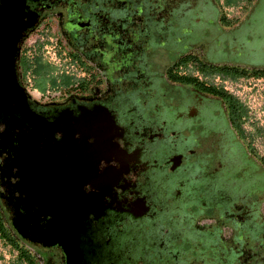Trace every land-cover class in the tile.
I'll list each match as a JSON object with an SVG mask.
<instances>
[{"label":"flooded vegetation","instance_id":"af4514ba","mask_svg":"<svg viewBox=\"0 0 264 264\" xmlns=\"http://www.w3.org/2000/svg\"><path fill=\"white\" fill-rule=\"evenodd\" d=\"M261 2L0 0L38 118L19 131L0 115L11 264H248L245 238L264 231V51L235 32Z\"/></svg>","mask_w":264,"mask_h":264},{"label":"water","instance_id":"95a60500","mask_svg":"<svg viewBox=\"0 0 264 264\" xmlns=\"http://www.w3.org/2000/svg\"><path fill=\"white\" fill-rule=\"evenodd\" d=\"M11 25L7 17L3 16L0 19V115L15 117L16 123L22 125L16 127L19 131L22 128L31 131L33 127L31 122L36 123L38 118L36 112L30 108L26 92L16 75L18 38L12 35ZM16 113L21 116L17 117ZM20 135L26 137L23 133ZM18 231L20 232L19 229Z\"/></svg>","mask_w":264,"mask_h":264},{"label":"rangeland","instance_id":"374dc122","mask_svg":"<svg viewBox=\"0 0 264 264\" xmlns=\"http://www.w3.org/2000/svg\"><path fill=\"white\" fill-rule=\"evenodd\" d=\"M254 21L250 25H242L236 32L235 36L237 37V41H243L245 38L250 37V41L248 44V48L250 51H253L256 55L261 51H264V0L261 2V6L255 10L253 13ZM218 39H224L221 35L220 37L213 36L212 40L214 41ZM227 40V39H226ZM211 43V42H210ZM206 48H210V46L206 45ZM226 48V47H225ZM231 48H226L228 51ZM202 59L211 63H220V56L217 55H208L205 54L201 50L196 51ZM174 55L170 58L173 60ZM164 62V61H162ZM163 69H161L162 71ZM253 198V195H252ZM259 207L264 210V200L259 203ZM223 235L228 236V229L225 232H221ZM248 237H246V241H244L245 247L249 251L248 264H264V231L256 230L248 233ZM243 245V244H242ZM37 250V249H36ZM14 257L10 254L8 250V246L5 241L0 240V264H11L12 259Z\"/></svg>","mask_w":264,"mask_h":264},{"label":"trees","instance_id":"16d2710c","mask_svg":"<svg viewBox=\"0 0 264 264\" xmlns=\"http://www.w3.org/2000/svg\"><path fill=\"white\" fill-rule=\"evenodd\" d=\"M216 69H217V67L215 65L205 64L204 63V71L206 73H210V74L213 75L216 72ZM178 80L183 81V82H188V83L194 81L193 79H191L189 77L178 78ZM4 223H5L4 217H2L0 215V240L5 241V242H9L10 238H9V235H8L6 229L4 228ZM21 256H22V254H20L19 257H21ZM17 261H18V264H21V260L20 259L17 260Z\"/></svg>","mask_w":264,"mask_h":264},{"label":"bare ground","instance_id":"6f19581e","mask_svg":"<svg viewBox=\"0 0 264 264\" xmlns=\"http://www.w3.org/2000/svg\"><path fill=\"white\" fill-rule=\"evenodd\" d=\"M55 226V225H54Z\"/></svg>","mask_w":264,"mask_h":264}]
</instances>
